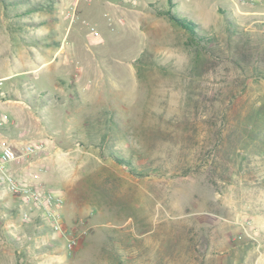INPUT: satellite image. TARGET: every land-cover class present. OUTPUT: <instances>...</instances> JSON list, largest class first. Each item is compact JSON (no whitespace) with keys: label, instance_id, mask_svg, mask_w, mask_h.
<instances>
[{"label":"rangeland","instance_id":"374dc122","mask_svg":"<svg viewBox=\"0 0 264 264\" xmlns=\"http://www.w3.org/2000/svg\"><path fill=\"white\" fill-rule=\"evenodd\" d=\"M148 1L0 0V264H264V0Z\"/></svg>","mask_w":264,"mask_h":264},{"label":"crops","instance_id":"0c3cea01","mask_svg":"<svg viewBox=\"0 0 264 264\" xmlns=\"http://www.w3.org/2000/svg\"><path fill=\"white\" fill-rule=\"evenodd\" d=\"M104 3L106 4L110 15L112 16H116V11L118 10V8L121 9H128V10H132L136 11L138 13L132 14L131 16L133 17L134 20H146V15L142 12L143 9H146L148 7V3L151 2H143L140 4L139 0H135V3H124L121 2L120 0H104ZM137 8H134L136 6ZM77 6V5H76ZM133 6V7H132ZM137 14V15H136ZM139 16V18H138ZM115 18V17H114ZM112 18H108L109 22L108 24L111 25L112 24ZM122 22V20H121ZM62 46V44H61ZM61 46L58 48L59 50L61 49ZM58 50V51H59ZM56 51L54 56L56 55V53L58 52ZM46 59V58H45ZM43 59V60H45ZM55 60V59H54ZM46 65V60L44 62L41 61V63L39 64V72L42 71V68ZM54 67H58V65H54ZM75 76V75H74ZM21 101L16 100L13 103L9 102L6 99H0V112H6L10 118V121H7V123H5L2 127H0L1 129V136H0V142L1 141H7L8 143L11 144H15L17 145L20 142L25 141L26 137L28 136L27 133L30 129L29 125L25 124L24 121V107L21 105ZM11 131V132H10Z\"/></svg>","mask_w":264,"mask_h":264},{"label":"trees","instance_id":"16d2710c","mask_svg":"<svg viewBox=\"0 0 264 264\" xmlns=\"http://www.w3.org/2000/svg\"><path fill=\"white\" fill-rule=\"evenodd\" d=\"M175 3L173 0H167V6L163 9H156L155 12L160 15H164L168 18V20L175 26L181 28L186 33L187 42L191 43L194 46L200 45L203 43H214L215 37L211 35H206L203 29L199 26V24L194 21L192 18L184 17L179 15L176 11L173 10L175 7ZM228 24H231L229 19L226 20ZM234 22V21H233ZM234 24V23H233ZM106 141V134L104 133L102 138V143ZM111 154L113 159L121 166L125 167L129 172L140 174L142 173L137 172L134 165H132V161L129 158H125L120 153H115V150L111 149ZM137 172V173H136Z\"/></svg>","mask_w":264,"mask_h":264},{"label":"built area","instance_id":"2783aa9c","mask_svg":"<svg viewBox=\"0 0 264 264\" xmlns=\"http://www.w3.org/2000/svg\"><path fill=\"white\" fill-rule=\"evenodd\" d=\"M121 2H124V3H132L134 4L135 3V0H120ZM75 8H76V1L73 3V5L70 7L71 9V14L74 13L75 11ZM92 28V27H91ZM2 118H5V116H3ZM2 149L0 151V171H4L5 168H6V165L9 163V162H12V161H15L17 160V156L15 154V152L13 151V149L9 146V145H6L4 144V142H2ZM13 185V184H12ZM14 186V185H13ZM29 197V195H27ZM47 201L49 202V206L52 207V202H50L49 198L47 199ZM49 207V209L51 208ZM52 215V214H51ZM55 215L53 214V217ZM53 227L55 229H58V224L57 223H53Z\"/></svg>","mask_w":264,"mask_h":264}]
</instances>
